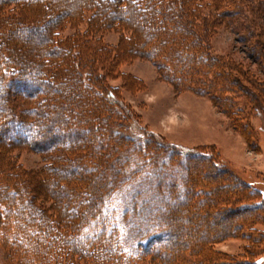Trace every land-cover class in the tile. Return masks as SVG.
<instances>
[{"label": "trees", "instance_id": "obj_1", "mask_svg": "<svg viewBox=\"0 0 264 264\" xmlns=\"http://www.w3.org/2000/svg\"><path fill=\"white\" fill-rule=\"evenodd\" d=\"M62 1L0 0V245L11 257L2 264H187L185 252L193 257L190 264H228L212 251L211 242L264 221V198L217 151L183 149L144 128H138V137L129 134L135 121L107 79L119 75L133 86L142 84L119 70L126 55L151 60L162 78L177 87L198 88L206 68L213 70V79H204L206 85L222 93L217 94L224 100L220 106L230 113L236 103L223 96L228 89L243 92L252 107L264 110V80L248 76L254 91L232 75L233 64L208 56L204 45L213 23L209 16L200 17L202 0H78L70 19L94 9L84 34L75 31L57 39L58 19L44 39L46 54L37 53L31 63L16 59L20 46L14 45L15 33L29 29L31 18L42 24ZM220 2L235 3L216 0L214 7L221 8ZM238 12L225 8L220 16ZM109 29L132 34L122 31L121 42L103 44L101 34ZM260 45L261 53L252 55L264 69V42ZM84 49L101 67V75L91 71L82 76ZM48 126H55L63 140H46ZM244 135L248 140L249 134ZM18 148L35 149L50 161L42 174L48 187L42 190L52 200L51 211L36 203L32 177L11 156ZM174 173L176 180H164ZM179 193L176 205L162 199L163 194L176 198ZM239 203V209L249 210L233 223V206ZM227 207L231 210L226 212ZM143 215L146 227L140 221ZM220 217L226 226L218 223ZM178 218L188 227L172 226ZM242 264H264V259Z\"/></svg>", "mask_w": 264, "mask_h": 264}, {"label": "rangeland", "instance_id": "obj_2", "mask_svg": "<svg viewBox=\"0 0 264 264\" xmlns=\"http://www.w3.org/2000/svg\"><path fill=\"white\" fill-rule=\"evenodd\" d=\"M77 1L65 0L60 2V5H57V10L52 11L42 19L44 24L35 25V20L31 18L32 20L27 22L29 29H20L14 35L17 38L13 41L14 45L20 46V53L14 57L22 63L24 61L31 63L37 53L38 55L46 54L43 46V43L46 42L44 39L48 34V28L52 29L58 19H60V24L57 23L58 26H55L57 39L63 41L65 38L72 37L75 31L84 34L88 29V20L91 18L94 9L86 8L89 11H82V17L74 21L70 19V12ZM232 1L235 2L232 5L220 2L219 4L223 5L221 8L214 7L216 0H202L198 3L200 17L202 15L209 16L213 23L206 32L208 35L204 45L205 51L209 57L221 60L225 64H233L236 70L231 72L232 75L238 77L249 88L257 91L254 85L248 83V76L253 77L255 81L264 80L262 62L255 59L257 58L255 57L256 54L252 55L255 51L261 53L260 44L262 41L264 42V0ZM11 7L19 13L18 8H15L14 5ZM254 7L258 9L253 10ZM225 8L237 9L239 12L224 17L220 16L221 10ZM112 23L110 22V24ZM122 31H125L126 34H132V31L126 29L121 30L120 33L109 29L102 32L101 42L109 45L121 42ZM95 35L98 36L99 34L96 33ZM93 39L91 36V43ZM90 42L88 44L91 45ZM252 47L256 49L253 50ZM88 55L89 52L85 49L80 54L81 64L86 68L82 76H90L91 71L101 75V67L98 63L93 62ZM129 56L126 55L127 58L121 62L119 70L141 79L142 84L133 86L130 80L128 81L127 78L119 75H113L112 78L107 79L108 86L116 88L117 95L121 100H124L131 111V120L135 121L133 127L129 125L127 132L138 137L141 135V129L144 128L159 134L166 142L183 149L200 146L205 147L206 152L209 150L217 151L220 160L232 169L242 182L250 184V189L258 190L264 198L263 107H252L243 92L228 89L226 93L223 92V96L233 97L236 103V107L230 113L224 109L225 107L220 106L224 100L219 97L220 102L217 94L221 96L222 93L217 90L214 92L204 80L213 79V70H206L205 67V70H201L200 75L203 74V76L199 79L198 88L187 87L184 84L177 87L162 78L151 60L144 56L134 55L132 58ZM76 60L79 66L78 58ZM25 70L32 73L30 68L26 67ZM243 71L247 75L240 76L239 72L242 73ZM207 73H210L208 74L209 77ZM48 127L50 129L46 133V140L57 141L58 143L63 140L61 134H58V130L53 129L55 126ZM245 127L247 129H244ZM245 132L249 134L248 140L244 137ZM11 156H15L21 168L32 177V183H34V189L37 192L36 203L44 211H51L52 200L46 197L42 190L48 187L45 178H42V174L44 169L50 167V161H46L44 154L42 155L32 148L15 149L11 152ZM165 162L162 161L161 167L167 171L168 168L164 166ZM177 174L167 175L164 180L171 181L173 178L176 180ZM180 175H183V172H180ZM128 192H131V189ZM180 198H182V193H179L176 198L168 196V194L162 195V199L168 204L172 202L176 205ZM254 200L252 197L248 203H253ZM241 204L243 205V203H239L233 206V209L237 208L233 214V223L237 218L239 219L240 212L249 210L248 208L239 209ZM227 210L230 211L231 208L227 207L225 211L227 212ZM221 217L218 219V223L222 222ZM140 221H142V227L149 224L146 215H143ZM178 223L188 227L182 218L173 220L172 226ZM221 224L226 226L225 222ZM234 234L212 241L210 244L212 251L223 256L228 264H242V262L253 259H264V241L258 240L259 237L264 238V221L256 222L248 228L236 231ZM9 253L8 249L0 245V264L5 263L6 259H11ZM184 254L186 263L190 264L193 257L189 252Z\"/></svg>", "mask_w": 264, "mask_h": 264}]
</instances>
